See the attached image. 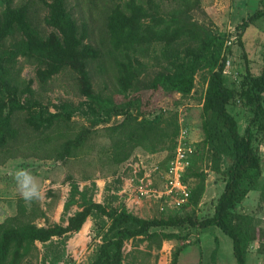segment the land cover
I'll list each match as a JSON object with an SVG mask.
<instances>
[{
    "label": "trees",
    "instance_id": "1",
    "mask_svg": "<svg viewBox=\"0 0 264 264\" xmlns=\"http://www.w3.org/2000/svg\"><path fill=\"white\" fill-rule=\"evenodd\" d=\"M4 1L5 8L0 12V156L13 157L16 146L31 141L33 149H43V157L67 162L79 157L98 133L97 126L106 123L104 134L110 144L102 153L114 167L111 173L120 184L115 191H120L123 176L119 168L134 159L137 150L148 154L168 151L167 163L175 153L181 129L179 112L162 109L154 95L187 97L201 70H206L207 84L201 110L203 138L193 143L195 153L183 175L189 186L191 179L197 181L194 187L190 186L189 204L182 207L191 206L188 211L142 217L132 212L125 201L114 205L118 195L113 194L104 202L95 201L98 188L93 177L85 176L83 180L91 182L80 188L79 181L69 175L64 212L73 205L79 209L66 218V225H38L35 220L47 219V213L39 211L35 200L27 202L19 197L15 214L6 213V206L0 209V264H36L34 260L40 254L37 242L49 249L55 238H65L66 247L69 235L80 231L90 217H97L94 231L95 238L100 239L91 264H149L150 257L157 260L153 250L162 248L164 241L181 239L179 233L166 228L186 225L220 228L233 240L237 263L248 264L249 247L259 241L260 231L252 225L249 214L237 209L249 192L263 184L264 158L260 146L264 141V62L255 74L249 65L245 71L236 70L231 56L238 47L243 55L245 31L264 17V0L262 7L238 25L234 45L227 43L234 31H215L193 19L192 9L200 0H120L110 5L105 17L102 37L106 41L102 47L92 43L87 24H80L69 0H42L46 12L43 19L52 28L50 32L40 27L33 0L18 5L13 0ZM165 1L175 4L167 12ZM228 59L237 74L224 73ZM23 63L36 67L41 85L71 70L85 100L79 105L65 102L56 111H50L36 97L34 80L22 77ZM149 66L159 69L146 77ZM109 71L116 87L113 92L104 93L106 79L104 89L97 90L94 78L97 73L102 77ZM101 82L102 79L98 81ZM115 96H121V101L117 102ZM239 104L252 114L244 132L238 113L232 111ZM78 113L86 114L90 123L76 130L73 120ZM119 116L120 121L111 123L112 118ZM19 122H25L32 131L17 125ZM54 140L57 141L53 143ZM208 154L212 169L225 186L214 214L200 219L195 205L199 201L198 188H203L206 178L202 166ZM224 158L230 159L226 168L222 166ZM129 170L131 175L132 168ZM143 173L140 170L136 179ZM48 194L56 196L52 190ZM261 234L264 243V230ZM129 241L131 248L127 250ZM144 243L145 249L141 248ZM183 249L184 246L176 250L172 264H178L179 251ZM64 250L53 257L46 253L44 259L58 263L64 258Z\"/></svg>",
    "mask_w": 264,
    "mask_h": 264
},
{
    "label": "rangeland",
    "instance_id": "2",
    "mask_svg": "<svg viewBox=\"0 0 264 264\" xmlns=\"http://www.w3.org/2000/svg\"><path fill=\"white\" fill-rule=\"evenodd\" d=\"M23 1L25 0H13V4L18 5ZM33 1L34 7L37 9L35 16L39 21L40 27L50 32L52 28L43 19L46 13L43 1ZM118 1L120 0H69L74 15L79 18L80 24H87L92 43L99 47H102V43L106 41L102 35L105 30L104 22L109 7ZM5 5V1L0 0V12L5 8ZM174 5L172 2L165 1V11L167 12V10L172 9ZM262 6L261 0H200L199 5L192 9L191 15L194 20L205 24L212 30L223 31L226 29L233 32L237 30L239 24L248 19L258 7ZM243 41V55H241L240 48L238 47V50L231 56L236 70L245 71L246 66L249 65L252 71L258 74L264 62V17L250 24L245 31ZM158 69V67L149 66L146 77H150ZM206 75V70L198 72L195 88L187 97L180 98L181 96L178 94L174 96L154 95V97H157V104L162 109H166L167 111L178 110L179 117L188 126L191 142H199L203 138L201 110L207 84ZM22 77L34 80L32 86L36 90V97L44 105H47L50 111H56L57 106L59 107L65 102H73L79 105L85 100V97L81 95L76 85V74L71 70H65L55 75L49 83L41 85L36 77V67L23 63ZM101 79L102 82L99 84L98 81L100 82ZM104 79L108 83L104 93L113 92L116 84L113 83L114 79L111 71L105 72L102 77L98 73L95 74L96 89H104ZM121 98V96H115L117 102L121 101ZM175 100H178L179 104H176ZM143 101L148 102V98L143 97ZM232 111L238 113L240 128L244 132L252 114L249 110L242 108L240 104L235 105ZM21 116L23 117V114ZM121 119L122 117L120 116L114 117L111 123H116ZM89 123V117L83 113H78L73 120L76 130L82 124L89 125ZM17 125H21L24 129L28 128L25 122H19ZM106 125V123L99 124L96 128L99 129L98 133H95L88 141L83 151L79 154L80 156L71 158L67 162L56 161L52 157H43V149H33L34 145L31 141L30 143L27 142L16 146L17 148L13 150L15 152L12 155L13 157L8 156L6 158V154H2L0 156V209H3L5 206L8 208L15 206L17 208V200L21 197L20 186L26 185L28 189L35 186L39 191V198L35 200L36 205L39 206V211L45 210L47 213V219L38 217L35 222L38 225H48L58 223V221L61 224L66 223L68 212L62 211L60 213L58 204L62 202L65 196L68 197L70 184L67 177L72 175L73 180L79 181L80 188L91 182L90 179L83 180L85 176L93 177L98 188L94 194V198L104 202L113 194L118 195L119 198L114 199V205L125 201L127 207L132 212L142 217L167 216L177 212L184 214L188 211L191 206L176 211L168 210L161 212L158 203L145 198L142 199L134 193L136 188L132 184L131 177H133V173L136 174V171H139V165H142V167L146 166L149 169L152 164H159L161 169L164 170L168 164L167 157L170 153L168 151L148 154L142 149L137 150L135 158L119 168V174L123 176L122 189L115 191L116 187L120 186V184L115 182L117 176L111 173L114 167H111L106 162L105 153H102V149L108 147L110 144L109 138L104 134V127ZM26 131L31 132L32 129L28 128ZM56 141L54 140L53 143ZM262 143L263 145L260 146V149L264 158V141ZM229 163L230 159L224 158L223 168H226ZM202 167L207 174L203 188H198L199 201L195 205L196 213L200 219L214 214L217 199L225 186V182L220 175L212 169L209 154L206 155ZM130 168H132L131 175V171H128ZM20 170L29 173L30 178L20 176L17 179L16 174ZM196 182V179H191L190 186L194 187ZM261 183L263 184L260 187L249 192L248 196L238 205L237 209L240 212L249 214L253 218L252 225L260 231L259 241L252 243L249 247L248 264H264V243L261 240L263 237L261 233L264 230V178ZM106 187H109L108 190ZM51 190L56 196L51 197L48 194ZM121 196L122 198H120ZM124 196L126 197L124 198ZM3 203L5 204L4 206ZM90 218L92 223L90 222L87 225V231L91 227L90 236L85 237L82 233L77 235V232L71 233L67 238L66 247L64 245L65 238H55V244H50L53 246H50L49 249L39 242L40 254L34 262L36 264H51L49 260L44 259L46 258V253L49 254V257H53L60 252L62 253L64 248L63 260L55 264H91L94 250L100 241L98 238H95L96 232L94 231L97 217ZM166 229L168 231H177L181 235V239H173L165 248L162 246L160 249H154L153 253L156 255L157 260L155 257H150L151 259L149 258L147 263L172 264L174 253L177 249L184 246V249L179 251L178 264H238L233 251L232 238L218 227L201 228L186 225L182 227H168ZM257 235L259 236V232H257ZM71 237L73 238L70 241ZM86 242H88V248L85 247ZM80 245H82L81 248ZM125 248L127 250L131 248L130 241ZM141 248L145 249V243Z\"/></svg>",
    "mask_w": 264,
    "mask_h": 264
},
{
    "label": "built area",
    "instance_id": "3",
    "mask_svg": "<svg viewBox=\"0 0 264 264\" xmlns=\"http://www.w3.org/2000/svg\"><path fill=\"white\" fill-rule=\"evenodd\" d=\"M237 40L238 33L234 31L227 43L234 45ZM234 68L232 60L228 59L224 73L237 74L238 71ZM180 124L177 147L167 167L162 170L159 164H152L151 168L147 169L146 166L139 165V171L131 177L132 184L136 188L134 192L136 196L158 203L161 212L180 210L190 201L191 188L183 180V175L195 153V146L189 139V129L182 118H180ZM140 170H144V173L136 179Z\"/></svg>",
    "mask_w": 264,
    "mask_h": 264
},
{
    "label": "crops",
    "instance_id": "4",
    "mask_svg": "<svg viewBox=\"0 0 264 264\" xmlns=\"http://www.w3.org/2000/svg\"><path fill=\"white\" fill-rule=\"evenodd\" d=\"M69 194V193H68ZM126 196H124V198H125ZM17 199V198H16ZM66 199H67V197L65 196L64 198H63V200H62V202H60L59 204H58V209H60V213L63 211L64 212V204H65V201H66ZM95 199V201H97V202H101V200H97L96 198H94ZM12 202V201H11ZM3 205H5L4 203H3ZM79 209V207L77 206V205H73L72 207H71V209L68 211V216L66 217V218H68L70 215H72L76 210H78ZM6 210H8V212H6V213H9V214H15L16 213V207L15 206H11V208H8V207H6ZM4 211V210H3ZM60 217V216H59ZM91 220V218H88L87 220H86V222L84 223V225L82 226V228H81V230L79 231V232H77L76 234L77 235H79V234H81L82 233V235H84L85 237H88V236H90V233H91V227H90V229L87 231V225H88V223H92V220ZM58 223H59V221H58ZM67 224V222L66 223H63V225H66ZM85 231V232H84ZM84 232V233H83ZM175 232H177V231H175ZM84 237V238H85ZM72 238L73 237H71L70 238V241L72 240ZM80 240V239H79ZM99 241H100V239H98ZM170 241H172V240H166V241H164V243H163V246H164V248L166 247V245L170 242ZM39 242H37V244H38ZM41 243V242H40ZM82 247V245H80V248ZM85 247L86 248H88V242H86L85 243Z\"/></svg>",
    "mask_w": 264,
    "mask_h": 264
},
{
    "label": "clouds",
    "instance_id": "5",
    "mask_svg": "<svg viewBox=\"0 0 264 264\" xmlns=\"http://www.w3.org/2000/svg\"><path fill=\"white\" fill-rule=\"evenodd\" d=\"M16 176H17V179L20 176H26L30 178L29 173H27L24 170L18 171ZM20 195L25 201L32 202L39 198V191H38V188H36L35 186L31 189H28L27 186L24 185V186H20Z\"/></svg>",
    "mask_w": 264,
    "mask_h": 264
}]
</instances>
